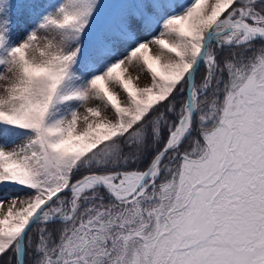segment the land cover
<instances>
[{
  "label": "snow or ice",
  "instance_id": "snow-or-ice-1",
  "mask_svg": "<svg viewBox=\"0 0 264 264\" xmlns=\"http://www.w3.org/2000/svg\"><path fill=\"white\" fill-rule=\"evenodd\" d=\"M0 69V264H264V0H0Z\"/></svg>",
  "mask_w": 264,
  "mask_h": 264
},
{
  "label": "rangeland",
  "instance_id": "rangeland-1",
  "mask_svg": "<svg viewBox=\"0 0 264 264\" xmlns=\"http://www.w3.org/2000/svg\"><path fill=\"white\" fill-rule=\"evenodd\" d=\"M45 2H55V0H45ZM181 2H183V0H181ZM18 18H19V22H20V24L22 25L23 22H24V20H25V18H26V14H25L23 11H21L20 13H18ZM156 51H157V49H156V48H153V53H154V54L156 53ZM0 71H3V69H0ZM137 72H138V70H137L135 67L130 68V73H131L133 76L137 75ZM139 82H140L141 84L146 83V82H147V77L144 76V75H141V79H140ZM80 111H81V113H83V112H84V108L82 107V108L80 109ZM9 191H10V190H9ZM2 195H3V192L0 191V196H2ZM6 203H7V201H5V204H6Z\"/></svg>",
  "mask_w": 264,
  "mask_h": 264
}]
</instances>
